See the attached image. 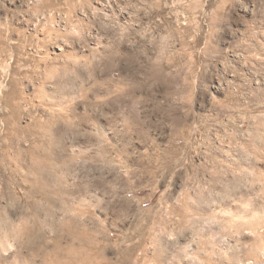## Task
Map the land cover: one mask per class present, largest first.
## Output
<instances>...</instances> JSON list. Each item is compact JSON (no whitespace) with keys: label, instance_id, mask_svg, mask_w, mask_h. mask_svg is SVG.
Listing matches in <instances>:
<instances>
[{"label":"rangeland","instance_id":"rangeland-1","mask_svg":"<svg viewBox=\"0 0 264 264\" xmlns=\"http://www.w3.org/2000/svg\"><path fill=\"white\" fill-rule=\"evenodd\" d=\"M213 7L215 133L182 145L181 165L85 166L69 149L75 63L173 56L181 34L214 29L199 16ZM22 224L36 255L11 233ZM72 251L88 264H264V0H0V264H73Z\"/></svg>","mask_w":264,"mask_h":264},{"label":"crops","instance_id":"crops-1","mask_svg":"<svg viewBox=\"0 0 264 264\" xmlns=\"http://www.w3.org/2000/svg\"><path fill=\"white\" fill-rule=\"evenodd\" d=\"M199 16L214 29L201 32L192 41L181 34L183 39L171 57L149 51L145 63H104L99 73L97 64L89 62L86 54L83 64L75 63L72 68L83 78V93L73 97V107L69 93L68 113H74L75 120L68 122V128L72 130L73 125L79 131L73 133L74 143L69 149L83 151L85 166H135L145 160L152 167H167L168 161L172 166L173 161L180 160L178 151L196 141V133H215L210 124L205 126V120H215L211 85L215 82V7L206 16ZM71 83L76 85L74 79ZM56 85L59 87V81ZM58 133L52 134L53 141ZM55 142L49 144L52 148L41 143L40 150H59ZM38 147L35 144L31 149ZM183 167L187 170L188 165ZM184 179L189 181V176L181 181ZM171 195L167 193L164 198H173ZM185 195L204 197L201 192Z\"/></svg>","mask_w":264,"mask_h":264},{"label":"bare ground","instance_id":"bare-ground-1","mask_svg":"<svg viewBox=\"0 0 264 264\" xmlns=\"http://www.w3.org/2000/svg\"><path fill=\"white\" fill-rule=\"evenodd\" d=\"M53 126V125H52ZM57 127V126H56ZM50 129V128H49ZM46 130V129H45ZM51 133V132H50ZM51 135V134H50ZM48 138V137H47ZM46 138V139H47ZM53 139V138H52ZM45 143H47V145H51L52 143H54V141H52L51 139L50 140H47V141H45ZM49 145V146H50ZM51 147V146H50ZM48 148V147H47ZM52 148V147H51ZM51 148H49V149H51ZM44 149H46V148H44ZM43 149V150H44ZM48 149V150H49ZM48 150H45L44 152H45V157H52L53 158V154H54V151H49V152H52V153H49L48 152ZM59 155V154H58ZM68 229H69V232L72 230V226H69L68 227ZM11 233L12 234H14V236L17 238V239H23V238H26V243L28 244V245H30L31 246V248H32V254H34V255H36V253H37V246H35L34 245V243H35V240H34V238H33V235H34V233H33V229L32 228H30L29 226H24L23 224H22V226L21 227H18L17 229H15V230H13V231H11ZM56 246V252L57 253H60V249H59V246L58 245H55ZM72 253L73 254H75L74 255V258L73 259H69L68 260V262H71V263H73V264H88V259H87V257H84L83 256V254H81V253H78V252H75V251H72ZM68 255H70V251H68ZM32 257H34V256H32ZM66 262V261H65ZM63 264H65L64 262H62ZM66 264H68V263H66Z\"/></svg>","mask_w":264,"mask_h":264}]
</instances>
